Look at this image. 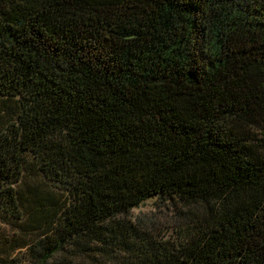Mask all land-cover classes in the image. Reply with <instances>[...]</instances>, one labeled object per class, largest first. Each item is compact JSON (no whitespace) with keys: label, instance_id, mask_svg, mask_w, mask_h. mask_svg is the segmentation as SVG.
Here are the masks:
<instances>
[{"label":"trees","instance_id":"16d2710c","mask_svg":"<svg viewBox=\"0 0 264 264\" xmlns=\"http://www.w3.org/2000/svg\"><path fill=\"white\" fill-rule=\"evenodd\" d=\"M0 227V264H264V0H0Z\"/></svg>","mask_w":264,"mask_h":264},{"label":"rangeland","instance_id":"374dc122","mask_svg":"<svg viewBox=\"0 0 264 264\" xmlns=\"http://www.w3.org/2000/svg\"><path fill=\"white\" fill-rule=\"evenodd\" d=\"M156 200L155 199H150L147 202H145L144 205L141 207L132 210L131 216L133 218H138L146 215H151L154 214L155 219L159 221V224L161 226V229L167 228L166 226H169L171 224V221L169 219L170 212L166 209H162L160 211H157V207L155 205ZM167 215V216H166ZM0 234H5V235H10L12 236L11 231L5 227H0ZM21 257V253L19 251H16L11 254V258L16 260ZM17 261V260H16Z\"/></svg>","mask_w":264,"mask_h":264}]
</instances>
